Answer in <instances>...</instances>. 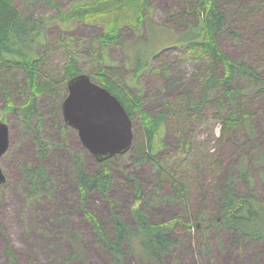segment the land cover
Masks as SVG:
<instances>
[{
	"label": "rangeland",
	"instance_id": "rangeland-1",
	"mask_svg": "<svg viewBox=\"0 0 264 264\" xmlns=\"http://www.w3.org/2000/svg\"><path fill=\"white\" fill-rule=\"evenodd\" d=\"M53 1L56 8L45 0H13V3L24 15L44 19L45 45L41 51L46 52L48 71L54 77L65 79V66L71 54L80 71L95 82L96 70L107 67L111 78L126 86L131 94L140 95L143 107L153 115L168 104L179 112L177 117L165 121L156 157L176 176L187 179L189 209L185 216L178 202L169 201V189H158L154 166L139 161L131 148L108 161L113 174L109 193L94 190L82 201L73 155L78 154L91 173L101 167L100 161L83 146L78 130L63 127L62 103L67 96V82L63 83V97L55 98L50 92L38 96L37 114L26 119L22 111L29 93L26 74L22 69H2L0 121L9 127L10 146L0 158L6 176L5 183L0 185V264H12L9 250L18 264H264V239L253 240L222 226L203 225L194 226L191 231L178 226L175 230L178 244L161 263L144 260L131 252L123 262L114 261L89 216L96 217L113 238V214L119 213L127 224L135 226L136 209L145 211L152 223L182 217L185 221L209 224L220 213L223 189L228 183L234 185L240 196L264 199V97L251 110H257L251 123L239 125L227 136L222 134L213 103L222 94L221 89L209 91L210 98L202 114L191 119L186 114L187 100L193 98L199 102L205 95L206 67L202 62L186 60L184 45H174V36L180 39L187 25L198 22L191 14L198 0H153L145 13L147 22L161 31L156 44H148L147 29L123 22L120 43L104 49H100L97 37L103 33L105 21L77 18L65 22L58 15V10L67 13L72 5L92 0ZM216 1L227 12V30L218 37L220 47L232 59L248 61L264 76V43L258 45L255 41L252 21L241 27L235 21L240 7L264 0ZM257 22L264 33V11ZM61 38L64 43H59ZM159 44L168 45L152 58L151 51L162 47ZM140 52L145 56L141 57V64L137 63ZM163 65L164 75L155 71ZM242 84L252 98L255 88ZM6 93L11 96V104ZM248 104L251 108L252 102ZM180 128L192 142L188 154L181 151ZM141 129L140 119L136 117L134 138ZM38 137L48 143L44 165L51 184L46 192L29 197V182L23 167L40 165ZM127 177L141 185L139 199L134 184L126 187Z\"/></svg>",
	"mask_w": 264,
	"mask_h": 264
},
{
	"label": "trees",
	"instance_id": "trees-1",
	"mask_svg": "<svg viewBox=\"0 0 264 264\" xmlns=\"http://www.w3.org/2000/svg\"><path fill=\"white\" fill-rule=\"evenodd\" d=\"M45 1L54 5L55 8L57 7L53 0ZM152 3L153 0H92L90 3L72 5L67 13L58 10V15L65 22L77 18L85 21H105V29L97 37L100 49L120 43L123 22L138 29H147L148 44L152 46L156 44L158 34L161 32L160 30L156 31L153 24L147 22L145 12L151 8ZM263 11L264 1H259L243 5L235 13L238 27L247 21H252L251 29L258 45L264 43V33L259 27L260 23L257 22ZM185 13L187 14V12ZM191 14L198 18V22L187 25L188 28L179 36L180 39H176L174 36L176 42L174 45L177 43L184 45L186 60L205 64V78L203 79L205 95L199 102L193 98L187 100L184 97L188 101L186 107L189 111L185 108L186 114H190V119L195 114H202L204 106L210 98L209 91L221 89L222 94L213 103L217 107L222 134L227 136L239 125L251 123L253 116L257 113V110H251L264 97V76L260 75L248 61L234 60L220 47L218 37L227 30V12L218 5L216 0H198ZM43 23L44 19L24 15L14 6L13 0H0V72L2 69H22L25 72L29 93L27 103L22 111L26 119L33 118L37 114L38 96L50 92L55 98L63 97V87H65L63 83L65 81L68 83L73 76L82 74L77 66L76 58L71 54L68 55L65 66V79L54 77L48 71V56L46 52L41 51L45 45ZM64 42L65 40L62 38L59 40V43ZM167 45L159 44L162 46L159 48L160 50L151 51L150 56L155 58ZM142 56L145 57L143 53H138L137 63L141 64ZM147 58L149 60V54ZM155 71L164 75L166 66H160ZM111 74L107 67L100 66L96 70L97 83L107 88L120 100L132 121L139 117L141 122V133L134 138L130 151L138 155L139 161L151 163L154 166L158 189L162 190L167 187L169 201L178 202L182 213L186 216L190 195L187 179L176 176L166 163L156 157L158 139L165 121L179 112L172 110L168 104L166 109L153 115L143 107V99L140 95L131 94L126 86L112 79ZM242 83L255 88L252 98ZM6 99L11 104L9 93H6ZM251 102L250 108L248 103ZM227 104L230 109H227ZM192 111H194L193 114L189 113ZM178 132L182 142L181 151L188 154L191 151L192 142L188 135L183 134L181 128ZM160 143L163 142L160 141ZM38 146L40 165L37 167L24 165L23 167L24 175L29 182V197L46 192L51 184V177L44 165L48 156V143L38 137ZM73 158L80 199L85 201L89 193L94 190L107 195L113 180L109 160L99 162L101 168L91 173L78 154H74ZM137 182L127 177L125 185L131 188L134 184L139 199L142 188ZM89 218H91L102 244L117 263L123 262L130 252L147 261L163 262L165 255L178 244L175 237V230L178 226H182L188 231H191L194 226L200 227V225L222 226L253 240L264 239V199H258L254 195L240 196L235 192L232 183H228L224 187L220 213L209 224L185 221L182 217L174 218L168 222L152 223L145 211L136 209L134 212L135 226L127 224L119 213L113 214L114 237L110 238L96 217L91 215ZM137 241L139 249L142 250L137 249ZM9 254L12 264H18L11 250H9Z\"/></svg>",
	"mask_w": 264,
	"mask_h": 264
},
{
	"label": "water",
	"instance_id": "water-1",
	"mask_svg": "<svg viewBox=\"0 0 264 264\" xmlns=\"http://www.w3.org/2000/svg\"><path fill=\"white\" fill-rule=\"evenodd\" d=\"M66 126L78 130L83 146L97 161L128 152L134 140L133 121L120 100L88 74L73 76L62 103ZM10 146L9 127L0 121V158ZM6 176L0 166V185Z\"/></svg>",
	"mask_w": 264,
	"mask_h": 264
},
{
	"label": "clouds",
	"instance_id": "clouds-1",
	"mask_svg": "<svg viewBox=\"0 0 264 264\" xmlns=\"http://www.w3.org/2000/svg\"><path fill=\"white\" fill-rule=\"evenodd\" d=\"M137 249H138V250H142V249H139V243H138V241H137Z\"/></svg>",
	"mask_w": 264,
	"mask_h": 264
}]
</instances>
